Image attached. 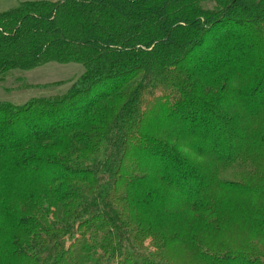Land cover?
Listing matches in <instances>:
<instances>
[{
  "label": "trees",
  "instance_id": "obj_1",
  "mask_svg": "<svg viewBox=\"0 0 264 264\" xmlns=\"http://www.w3.org/2000/svg\"><path fill=\"white\" fill-rule=\"evenodd\" d=\"M8 84L40 93L0 98V264H175L167 189L191 182L179 203L196 213H214L213 185L264 199L262 172L227 179L181 151L264 172V0L23 1L0 12ZM201 243L190 264H264L246 243Z\"/></svg>",
  "mask_w": 264,
  "mask_h": 264
},
{
  "label": "rangeland",
  "instance_id": "obj_2",
  "mask_svg": "<svg viewBox=\"0 0 264 264\" xmlns=\"http://www.w3.org/2000/svg\"><path fill=\"white\" fill-rule=\"evenodd\" d=\"M23 1L33 0H0V12L14 8ZM213 39L214 38H211V44L214 43ZM68 71V69L64 68H62V70L48 69L47 71L35 72L28 79L31 84L49 83L52 80L61 77L58 72L62 73V78H65L66 75H68ZM62 78H59L58 80H61ZM7 87L12 86L10 84L3 86L0 85V98L10 97V99L16 101H23L30 95L40 93L37 88H22L19 86L14 89L5 90ZM59 89L56 88V91ZM247 98L248 99L246 100L248 104L254 107L256 106V103H258L257 98H261V96L260 93L257 92ZM117 103L118 101H113L111 107H115ZM108 104H110V101ZM234 140L236 143L237 139L235 138ZM184 149L185 150L181 151H183L190 160L195 161L198 165L201 164L205 166L210 171L212 169L215 171L218 170V176L242 181H257L262 172L264 177V172L255 167L235 166L228 169L220 166L217 167L216 165L218 163L210 161L213 159H201L190 150L186 148ZM252 158H254V164L260 163L262 159H264V149L258 150V153ZM126 172L129 171L127 170ZM173 176L176 181L179 180L178 174ZM187 185L190 186L192 183L189 181L186 182V184L185 182H183V184L180 183L177 186L179 191L176 188L167 189L168 194L173 196V200H166V203H164L166 204L165 210H162L161 208L162 216L158 220V222H163V226L161 227L163 232H165L166 225V232L169 234L166 255L169 258H174L175 260L173 259V262L175 264H190L194 261L192 258L195 257L196 247L199 246L192 244L194 239L197 243H200L201 240L204 242L201 243L202 245L199 248V250H203L204 252H207V250H213L211 248L214 246L209 244H220L221 242H227L226 244H228V246L226 247L239 245L235 248L243 249V245L246 243L250 245V247H255L257 250H264V237L260 236V238L250 234L253 231L255 233V231L260 230V228L264 230V199L249 198L236 192L229 191L222 186L213 185L212 194L214 213L212 211L208 213H196L186 206H181L179 203L183 196L187 197L189 194ZM11 202L12 203L9 204V207L13 210H17L18 205L14 201ZM4 225L5 223L0 216V229H3ZM177 232L180 233L177 234ZM205 235L210 236L211 241L204 240ZM182 236H185L188 241L184 246L175 249L178 243L176 241L180 240ZM170 250L172 251L171 253ZM167 256L166 258L168 259ZM159 257L164 259V256ZM4 264L15 263L7 261Z\"/></svg>",
  "mask_w": 264,
  "mask_h": 264
}]
</instances>
